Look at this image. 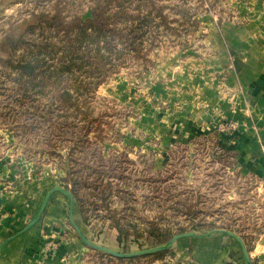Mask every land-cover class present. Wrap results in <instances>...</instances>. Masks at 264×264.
Instances as JSON below:
<instances>
[{"label":"rangeland","instance_id":"rangeland-1","mask_svg":"<svg viewBox=\"0 0 264 264\" xmlns=\"http://www.w3.org/2000/svg\"><path fill=\"white\" fill-rule=\"evenodd\" d=\"M236 1L0 0V157L68 189L120 252L154 246L151 230L232 231L264 264V173L239 168L223 143L238 122L204 115L208 72L189 61L211 21L241 24ZM83 244L92 264L175 262L174 243L129 258Z\"/></svg>","mask_w":264,"mask_h":264},{"label":"crops","instance_id":"crops-1","mask_svg":"<svg viewBox=\"0 0 264 264\" xmlns=\"http://www.w3.org/2000/svg\"><path fill=\"white\" fill-rule=\"evenodd\" d=\"M235 6L241 24L217 28L218 23L211 21L206 48L189 61L208 72L197 84L204 93V111L210 113L204 115L215 111L219 118L238 122L223 143L237 152L239 168L264 173V0H237ZM219 84L227 92L221 93ZM19 167L12 157H0V264H92L88 248L74 234L71 211L90 241L120 250L121 240L113 228L107 223L98 227L94 219L83 222L78 205L73 201L71 206L61 191H53L36 222L24 228L57 184ZM234 234L242 243L225 231L180 237L173 242L169 259L174 264H257L255 252L246 247V258L244 240Z\"/></svg>","mask_w":264,"mask_h":264},{"label":"water","instance_id":"water-1","mask_svg":"<svg viewBox=\"0 0 264 264\" xmlns=\"http://www.w3.org/2000/svg\"><path fill=\"white\" fill-rule=\"evenodd\" d=\"M53 191H61L62 193H64L66 196H68L70 202H71V206H72V203H73V195L72 193L68 190V189H65L63 186L61 185H56L54 187H52L46 194L44 200H43V203L42 205L40 206L36 216L33 218V220L31 222H29L24 228H27L28 226L32 225L33 223L36 222V220L39 218L42 210L44 209L49 197H50V194L53 192ZM70 220L74 226V229L76 230V233L78 235V237L86 244L88 245L89 247L93 248V249H96V250H99V251H102L104 253H107V254H110L112 256H115V257H121V258H129V257H133V256H138V255H148V254H152V253H155V252H158V251H162V250H165L167 248H169L170 246H172L173 242L177 239V238H180V237H185V236H194V232H182V233H177L175 235H173L165 244H160V245H156V246H152V247H148V248H144V249H140V250H136V251H131V252H120V251H116V250H112L110 248H107V247H104L102 245H99V244H96L92 241H90L86 236L85 234L82 232V230L74 223L73 221V218H72V211L70 213ZM22 228V229H24ZM19 232V231H18ZM227 234H230V235H233L235 236L241 243V239L236 236L234 234V232L232 231H225ZM16 234V233H15ZM15 234H12L11 236H9L6 240L12 238ZM243 245V244H242ZM242 250H243V253L245 254L246 258H248V254H247V250L246 248L242 247Z\"/></svg>","mask_w":264,"mask_h":264},{"label":"trees","instance_id":"trees-1","mask_svg":"<svg viewBox=\"0 0 264 264\" xmlns=\"http://www.w3.org/2000/svg\"><path fill=\"white\" fill-rule=\"evenodd\" d=\"M93 27V29L96 31V35L99 32L100 29L99 26H96L94 24L91 25ZM79 33L82 35L83 39H90L92 34L88 32L87 27L85 26H80L79 27ZM28 58V59H26ZM40 61V59L38 60V56L37 55H28L26 57H24V59L20 62V68L25 69V71L31 72L34 68V66H37V63ZM72 61V60H71ZM69 62H65L61 68V70H69ZM64 68V69H63ZM150 236L153 237V241L152 243L154 244V246L156 245H160V244H165L171 237L172 235L167 233V232H163V233H159V232H155V231H150L149 232ZM167 250H162V251H158L152 254H157V253H161ZM149 254V255H152Z\"/></svg>","mask_w":264,"mask_h":264},{"label":"built area","instance_id":"built-area-1","mask_svg":"<svg viewBox=\"0 0 264 264\" xmlns=\"http://www.w3.org/2000/svg\"><path fill=\"white\" fill-rule=\"evenodd\" d=\"M231 127H232L233 129H235L234 126L231 125Z\"/></svg>","mask_w":264,"mask_h":264}]
</instances>
